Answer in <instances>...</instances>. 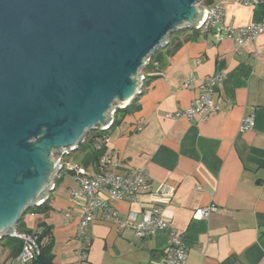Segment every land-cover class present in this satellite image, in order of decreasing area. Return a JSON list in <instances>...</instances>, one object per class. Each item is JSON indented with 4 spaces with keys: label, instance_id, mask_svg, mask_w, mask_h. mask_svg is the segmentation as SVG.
Segmentation results:
<instances>
[{
    "label": "crops",
    "instance_id": "obj_1",
    "mask_svg": "<svg viewBox=\"0 0 264 264\" xmlns=\"http://www.w3.org/2000/svg\"><path fill=\"white\" fill-rule=\"evenodd\" d=\"M214 1L222 5L228 24L264 20V1ZM177 36L180 47L165 68L146 73L137 108L113 129L109 169L127 176L147 168L152 186L147 198L162 206L164 216L184 234L186 264H264V32L242 45L227 37L217 42L205 30L186 29ZM219 72L224 75L214 93L219 112L207 121L169 116L191 105L202 90L201 79ZM190 77L196 78L195 87L184 88ZM249 113L256 125L242 131ZM75 181L57 193L55 185L48 213L28 211L22 217L31 229L40 222L51 226L56 264H73L82 246L80 206L69 194V188L78 187ZM163 186L168 191H160ZM211 206L217 210L195 217L197 210ZM117 208L122 217L140 211L138 204L127 202ZM68 210L73 215L64 222ZM87 234L91 247L84 264H165L166 230L138 238L131 228L98 217ZM14 260L0 240V264Z\"/></svg>",
    "mask_w": 264,
    "mask_h": 264
},
{
    "label": "water",
    "instance_id": "obj_2",
    "mask_svg": "<svg viewBox=\"0 0 264 264\" xmlns=\"http://www.w3.org/2000/svg\"><path fill=\"white\" fill-rule=\"evenodd\" d=\"M201 0H0V240L41 205L58 155L137 100L142 69Z\"/></svg>",
    "mask_w": 264,
    "mask_h": 264
},
{
    "label": "built area",
    "instance_id": "obj_3",
    "mask_svg": "<svg viewBox=\"0 0 264 264\" xmlns=\"http://www.w3.org/2000/svg\"><path fill=\"white\" fill-rule=\"evenodd\" d=\"M261 1L264 0L246 2L256 4ZM203 7L208 12L203 23L196 28L213 32L217 42H221L227 37L242 45L244 42L255 39L264 32V20L238 27L225 22L221 4ZM143 78H145V75ZM223 78L224 75L219 72L214 76L201 79L202 90L191 105L186 109L178 110L174 114H169V116H183L192 120L200 118L199 120L201 121H207L212 114L221 110L220 103L214 98V93ZM195 83L196 78L190 77L184 82L183 87L194 88ZM255 125L256 118L254 113L246 114L241 123V130L253 129ZM70 154L71 150L65 154L58 155L57 159L60 160L59 164H62V170L72 171L74 178L78 181V187L69 188L72 202L80 206L77 236L82 243L81 248L78 250V259L73 264H84L87 261L88 251L91 247V239L87 234V227L98 217L105 220H113L121 227L131 228L138 238H147L159 230L168 231L169 240L164 251L165 264H186L188 248L184 234L176 230L173 223L164 216L162 206L154 204L147 198L152 189L147 168H139L131 175H121L110 169L104 170V158L101 160L102 171L92 174L73 159L65 158ZM160 191H168V187L163 186ZM120 202L138 204L140 211H129L126 216L122 217L117 208ZM214 210H217L215 206L199 209L196 211L195 217H207ZM72 215L71 210L66 211L64 222H69ZM9 236L18 237L23 241L22 249L15 256L14 264L33 262L41 250L38 237L31 233L20 232L18 229L15 230L13 235L10 234Z\"/></svg>",
    "mask_w": 264,
    "mask_h": 264
},
{
    "label": "trees",
    "instance_id": "obj_4",
    "mask_svg": "<svg viewBox=\"0 0 264 264\" xmlns=\"http://www.w3.org/2000/svg\"><path fill=\"white\" fill-rule=\"evenodd\" d=\"M204 6H213L215 5L214 0H202ZM195 30H202L199 28H193ZM183 30L174 32L165 47L157 49L150 57L149 63L144 67L143 71L146 73L155 67L161 69L165 68L168 64V58L175 53V51L182 44L180 41L177 42V35ZM147 76L145 75L143 85L146 84ZM137 108V100L126 108H118L114 115V121L112 125L105 130L100 128L92 130L87 135L84 142L71 153H79L82 155L79 156V164H81L87 171L88 169L93 173H98L102 171L101 160L105 158V165L103 166L104 170L109 169V160L107 158V149L108 142L111 137L112 130L118 126L123 119L133 112ZM73 175L72 171H67ZM52 209V206L49 202V197L41 204L34 207H31L28 211L33 213H48ZM17 229L20 232H26L34 234L38 237V242L40 245V253L37 255L34 264H56L54 260L53 253V244L54 238L52 234V229L50 225H47L44 222H40L36 229L28 228L21 219L17 225ZM5 246L10 250V255L16 256L22 249L23 241L18 237L7 236L2 239Z\"/></svg>",
    "mask_w": 264,
    "mask_h": 264
},
{
    "label": "rangeland",
    "instance_id": "obj_5",
    "mask_svg": "<svg viewBox=\"0 0 264 264\" xmlns=\"http://www.w3.org/2000/svg\"><path fill=\"white\" fill-rule=\"evenodd\" d=\"M198 6H204V2L201 0L200 2H199V4H198ZM185 30V29H184ZM148 63H149V61H148ZM144 69V68H143ZM143 69L141 70L142 71V74H144V75H146V72L145 71H143ZM112 117H114V114H112ZM93 130H95V129H93ZM112 132H113V130H112ZM111 132V133H112ZM74 150H71V152H73ZM79 156L81 157L82 155L80 154V152L79 153H77V152H75V153H71L70 155H67L65 158L66 159H73L74 161H76V162H79ZM76 179L74 178V176L72 175V174H70V173H68L67 172V170L66 169H63L62 171H61V173L58 175V177H57V180H56V189L54 190V193H57V192H59L60 190H62V191H64L65 190V188L68 186V185H71V184H73V185H75V181Z\"/></svg>",
    "mask_w": 264,
    "mask_h": 264
}]
</instances>
